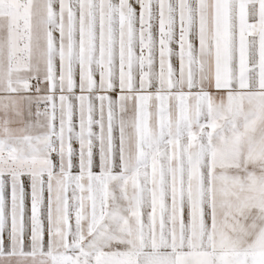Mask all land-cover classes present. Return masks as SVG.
<instances>
[{"label": "snow or ice", "instance_id": "snow-or-ice-1", "mask_svg": "<svg viewBox=\"0 0 264 264\" xmlns=\"http://www.w3.org/2000/svg\"><path fill=\"white\" fill-rule=\"evenodd\" d=\"M0 264H264V0H0Z\"/></svg>", "mask_w": 264, "mask_h": 264}]
</instances>
